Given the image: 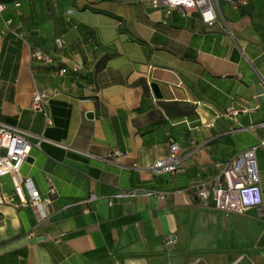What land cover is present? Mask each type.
I'll return each mask as SVG.
<instances>
[{"label": "crops", "instance_id": "obj_1", "mask_svg": "<svg viewBox=\"0 0 264 264\" xmlns=\"http://www.w3.org/2000/svg\"><path fill=\"white\" fill-rule=\"evenodd\" d=\"M0 4V123L25 132L20 174L51 198L38 224L0 178V264H264V0L220 1L214 26L151 0ZM44 90L57 91L49 122L30 110ZM172 143L181 171L155 176ZM255 146L260 214L193 203L185 189L215 184L220 165ZM135 188L154 195L107 204Z\"/></svg>", "mask_w": 264, "mask_h": 264}, {"label": "built area", "instance_id": "obj_2", "mask_svg": "<svg viewBox=\"0 0 264 264\" xmlns=\"http://www.w3.org/2000/svg\"><path fill=\"white\" fill-rule=\"evenodd\" d=\"M220 1L228 2L234 8L246 6L249 3V0H151V3L155 7H163L167 14L176 11L183 18L197 13L205 25L214 26L217 22L216 7ZM4 8L0 4V13ZM118 25L120 26L121 23L118 22ZM56 42L60 43V40H56ZM31 56L46 64L53 63L49 55L38 49L33 50ZM76 70V68L73 69V71ZM65 72V69L60 71L61 74H65ZM151 84H149L150 87ZM56 95V90L34 91L31 95L30 110L43 114L49 122L47 107L49 101ZM261 125L264 127V123ZM260 146L264 147V142ZM31 147L25 132L16 127L0 123V178L4 176L10 178L13 193L16 197L15 207L34 210L38 215L37 223L43 224L49 216L47 208L51 204V198L49 195H42L37 190L32 178L20 174L21 167L29 158ZM257 147H252L220 165L219 178L215 184L199 183L185 189V192L192 195L193 203L201 207L211 205L216 210L223 212L242 213L247 209H256L260 214L262 192L256 169ZM181 169L180 148L177 143L170 144L168 155L156 160L151 167V171L155 176L176 174ZM50 193L54 194L55 190L50 189ZM153 195L154 192L139 188L119 190L107 200V204L112 206L120 201L130 203L136 198ZM2 200L3 196L0 194V203ZM96 200L97 198L94 195H90L84 202L90 203ZM85 212L87 213L88 209ZM62 236L63 234H60L54 242L58 243ZM31 238H33V232L27 234V239ZM164 243L169 250H173L176 237H166ZM243 259L244 257L240 256L234 264L240 263ZM198 262L199 260L194 264Z\"/></svg>", "mask_w": 264, "mask_h": 264}, {"label": "water", "instance_id": "obj_3", "mask_svg": "<svg viewBox=\"0 0 264 264\" xmlns=\"http://www.w3.org/2000/svg\"><path fill=\"white\" fill-rule=\"evenodd\" d=\"M151 88L153 90L154 95L156 97H160V92H159L158 86L155 83L151 84ZM27 161H31L30 158H28Z\"/></svg>", "mask_w": 264, "mask_h": 264}]
</instances>
